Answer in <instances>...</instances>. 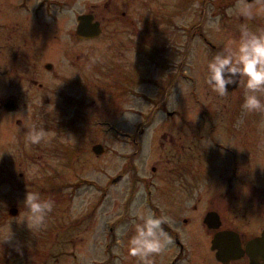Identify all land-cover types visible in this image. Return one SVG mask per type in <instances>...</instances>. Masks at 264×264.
<instances>
[{
  "label": "rangeland",
  "instance_id": "obj_1",
  "mask_svg": "<svg viewBox=\"0 0 264 264\" xmlns=\"http://www.w3.org/2000/svg\"><path fill=\"white\" fill-rule=\"evenodd\" d=\"M218 1L222 0H62L58 9L49 10L54 16L45 18L47 26L40 11L42 17L32 12L31 21L24 26L32 37L16 50L28 54L30 73L35 69L43 72L38 81L46 82L49 90L44 92L25 79L19 81L20 88L30 87V104L20 113L30 115L31 130L33 126L43 128L50 135L39 144L29 142L33 160L27 159L23 169L1 173L0 236L10 231L11 236L0 241V264H142L128 254L126 237L120 234L122 225L132 234V213L138 201L155 215L168 218L166 222L183 239L185 248L178 264L204 260L216 264L209 249L211 236L202 232L203 214L188 224L182 221L188 215V203L180 197L184 192L174 181L168 158L169 138L175 136L172 132L203 129L198 117L200 100L216 114H224L223 103L228 101L206 83V64L212 54L205 53L200 34L219 44L221 53L238 42L244 27L241 16L246 18L247 11L252 12L249 25L264 24L261 4L255 8L238 2L236 7L224 9L216 6ZM1 8L0 21H6L1 14L9 11ZM215 8L225 11L216 13ZM90 12L101 22L102 32L97 38L78 40L75 18ZM12 13L17 16L22 11ZM13 21L1 22L0 31L8 30ZM217 22L219 27H213ZM13 28L24 32L20 23ZM3 35L0 33V83L6 85L8 76L3 73L14 68L11 53L15 46L13 35ZM138 40L144 41L143 54L136 53ZM185 51L191 52L187 60L198 84L193 97L183 80L174 89L167 85ZM109 61L119 66L113 79L125 77L124 83H112ZM45 62L52 63L53 72L44 70ZM46 96L50 101L44 104ZM154 105L159 111L148 118ZM46 110L53 114L47 125L35 117ZM172 111L175 116L169 118ZM129 112L135 113L131 121L124 116ZM241 114L248 113L242 109ZM4 120L0 118V123ZM7 137L6 152L24 157L20 149L27 145L20 140L19 128ZM95 144L104 148L99 155L92 151ZM118 175L121 179L114 182ZM27 191H38L42 198L54 201L43 227L29 229L16 221L24 213L22 201ZM10 207L18 209L15 216L9 214ZM167 226L163 228L171 238ZM177 250L172 241L163 252L153 254V264H168Z\"/></svg>",
  "mask_w": 264,
  "mask_h": 264
},
{
  "label": "flooded vegetation",
  "instance_id": "obj_2",
  "mask_svg": "<svg viewBox=\"0 0 264 264\" xmlns=\"http://www.w3.org/2000/svg\"><path fill=\"white\" fill-rule=\"evenodd\" d=\"M3 1L6 3L4 5L0 3V6H2L0 8L2 10H8L9 12L1 14L2 18L7 19L6 21H0V24L1 22L9 23L16 17L18 19L12 22L8 30L3 28V31H0V33H4L3 37L6 34L8 36L13 35V44L15 46L11 53L14 68L10 70L5 69L7 71L3 73L8 76V83L6 85L0 83V118L5 119L3 123H0V177L4 171L16 170L17 167L23 169V166L27 165V159L33 160V151L29 147V141L26 140L31 131L30 115L20 113L30 104V100L28 99L30 87L28 89L20 88V82L25 79L31 85L37 86L38 89L44 92H48L49 90L46 82L38 81L41 79L43 72L35 69L33 73H30L31 67L27 66L30 63L28 54L20 53L16 50L22 45L26 46L27 40H30L32 37V32L26 31L24 26L27 22L31 21L29 18L32 17V12H35L37 16H41L42 14L43 20L46 21L44 25L47 26L49 20L53 19L51 17L54 16L49 10L58 9L62 4V0H35L34 3L32 0ZM238 2L247 6L255 5V8H258V4H261L259 7L264 9V0H222L218 1L216 6L223 5L224 9H231L236 7ZM223 8H215L214 11L217 13L223 11ZM17 10L22 11L25 16L22 13H19L17 16L12 13V11ZM39 11L41 14L38 13ZM92 15L94 21L99 22L102 32L101 22L95 18L94 14ZM245 17L244 15L241 16L243 28L247 27L250 31L254 32L264 31V24L256 21V23L249 25L250 15ZM244 21L246 24L243 23ZM16 23H20L24 32L17 33L15 31L13 27L16 26ZM33 36L38 38L37 34ZM199 37L207 51L205 53L212 54V57H214L220 48L219 44L208 40L202 34ZM143 44V40H138L136 44L138 50H136V53L141 52L143 54ZM0 48L2 49L1 45ZM183 53L185 55L180 66L171 76L167 85L172 88L177 87L178 81L183 80L189 85L188 92L190 97H193L196 95L195 91L198 84L196 78L190 71L189 65L191 63L187 60L191 52L185 51ZM43 68L45 71L53 72V66L50 62L43 63ZM118 68V65L109 61L107 71L113 84H115L114 81L125 82V77L113 79V76H115L114 71ZM28 76L29 78H26ZM54 76H59V70L55 72ZM112 83L109 82L107 84L112 85ZM4 86L6 88H2ZM54 91L58 92L59 89ZM232 93L235 94L230 95ZM218 96H226L228 99V101L226 100L223 103V107L225 108L224 114L212 113V110L208 108V104L200 100L201 114L198 117L201 118V128L203 129L199 131L175 130L172 132L175 136L171 135L169 138L170 156L168 159L172 164L170 171L177 186L184 192V196L180 197L184 198L186 200L185 202L188 203V215L184 216L182 221L188 224L190 219L199 216V213L201 215L203 214L201 216L202 232L206 237L211 236L209 249L214 259L215 251L211 250V241L214 236L218 233H231L233 235V242L230 244L227 242L228 239H226L222 243V246L228 248L238 247L240 251L238 257L230 259L225 263L215 259L214 263L264 264L263 255L257 253L250 245L248 246L250 241L261 237L264 231V115H262V112H248L247 115L241 114V105L244 98L242 81L236 87L228 89L226 94H218ZM261 98L264 99V95ZM48 101H50L48 97L45 98L44 104H47ZM53 111L58 112V109ZM156 111L159 110L154 105L153 111L151 112L153 115L150 116V113L147 117L153 118ZM51 113L52 110H46L41 115L36 113L35 117L38 118L36 120L47 125L49 121L53 120V114ZM167 116L172 118L175 114L172 111ZM16 127L20 130V140L24 145H27V147L23 146V149H20L22 151L21 155L24 156L22 158H17L11 152H6V147L9 143L7 133L10 134L11 130H14ZM209 142L211 143L208 144ZM24 161L25 164L23 165ZM20 176H22L21 173L19 174ZM208 213H212L216 218V222L219 223L218 227L210 228L203 222L204 217ZM166 224L169 225L167 222ZM175 230L176 228L174 226H167V231L171 235L173 244L178 249L168 264H178L177 262H180L182 254L184 253V241L179 237V234L177 235ZM207 261L204 260L200 264H207Z\"/></svg>",
  "mask_w": 264,
  "mask_h": 264
},
{
  "label": "clouds",
  "instance_id": "obj_3",
  "mask_svg": "<svg viewBox=\"0 0 264 264\" xmlns=\"http://www.w3.org/2000/svg\"><path fill=\"white\" fill-rule=\"evenodd\" d=\"M247 15H252L249 10ZM213 27L218 28V22ZM230 44L225 51L216 54L206 64V83L218 94L224 95L229 85L243 82L244 98L242 109L248 112H264V31L241 30L238 42ZM125 118L133 120L135 113H124ZM50 134L43 128L35 126L28 134L31 144H39ZM209 142L208 144H210ZM139 195V194H138ZM24 213L18 215L17 223H26L29 229L45 226L48 214L52 211L54 201L42 198L38 191H27L24 198ZM132 234L129 236L127 225H122L120 234L126 237L128 254L138 257L142 264H153V254L161 253L171 244V238L163 228L168 218L160 217L138 201L133 211ZM102 221L98 230L102 227ZM11 231L0 236V241L8 240Z\"/></svg>",
  "mask_w": 264,
  "mask_h": 264
},
{
  "label": "water",
  "instance_id": "obj_4",
  "mask_svg": "<svg viewBox=\"0 0 264 264\" xmlns=\"http://www.w3.org/2000/svg\"><path fill=\"white\" fill-rule=\"evenodd\" d=\"M101 29L98 21H94L92 14H81L77 17V26L75 30V35L79 39H92L98 37L100 35ZM238 84V83H237ZM236 85H229L228 88H234ZM103 147L101 144H95L92 146V151L94 154L99 155L103 152ZM119 178V177H118ZM117 178V179H118ZM9 214L14 216L17 214V209L15 207H11L9 209ZM203 222L210 228H216L219 226V223L216 222V218L213 216L212 213H208L205 217ZM227 240L228 243L231 244L233 235L231 233H218L214 236L211 241V249L215 251V257L217 260L225 263L230 259H235L240 254L238 247H224L222 246L223 242ZM254 248L257 253L263 255L264 257V231L261 237H258L248 244V246Z\"/></svg>",
  "mask_w": 264,
  "mask_h": 264
}]
</instances>
